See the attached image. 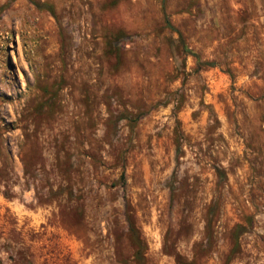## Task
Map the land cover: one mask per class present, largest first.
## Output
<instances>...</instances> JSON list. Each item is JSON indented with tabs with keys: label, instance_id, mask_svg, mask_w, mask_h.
<instances>
[{
	"label": "rangeland",
	"instance_id": "obj_1",
	"mask_svg": "<svg viewBox=\"0 0 264 264\" xmlns=\"http://www.w3.org/2000/svg\"><path fill=\"white\" fill-rule=\"evenodd\" d=\"M0 264H264V0H0Z\"/></svg>",
	"mask_w": 264,
	"mask_h": 264
},
{
	"label": "bare ground",
	"instance_id": "obj_2",
	"mask_svg": "<svg viewBox=\"0 0 264 264\" xmlns=\"http://www.w3.org/2000/svg\"><path fill=\"white\" fill-rule=\"evenodd\" d=\"M16 60V59H15Z\"/></svg>",
	"mask_w": 264,
	"mask_h": 264
}]
</instances>
